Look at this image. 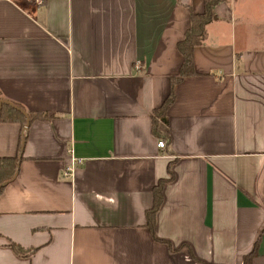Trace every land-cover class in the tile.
<instances>
[{"label":"crops","instance_id":"crops-1","mask_svg":"<svg viewBox=\"0 0 264 264\" xmlns=\"http://www.w3.org/2000/svg\"><path fill=\"white\" fill-rule=\"evenodd\" d=\"M203 2L0 0L1 100L49 118L0 124V158L25 135L0 194V264H264V0L215 6L197 75L175 85L169 146L151 133Z\"/></svg>","mask_w":264,"mask_h":264},{"label":"trees","instance_id":"trees-1","mask_svg":"<svg viewBox=\"0 0 264 264\" xmlns=\"http://www.w3.org/2000/svg\"><path fill=\"white\" fill-rule=\"evenodd\" d=\"M227 0H204L203 9L204 12L200 15L190 13L189 17V28L186 30L183 38L177 44V51L179 55L182 56V64L179 69V73L172 76L169 80L170 92L168 96L164 99L163 103L153 110L150 114L151 118V133L156 139L162 140L164 142V148H167L170 144V132L168 130V117L167 112L171 108L175 99V85L185 80L187 77L196 76V72L193 66L194 55L193 52L196 48L201 47L205 41L206 27L215 20V6L224 3ZM1 100V94H0ZM16 106V105H15ZM20 107V106H17ZM21 108V107H20ZM23 109V108H21ZM30 121L41 120L47 121L49 118L45 115L34 113L28 115ZM3 123H14L20 124L23 129L26 121L20 112L12 109L9 106L3 105L0 114V124ZM19 145L17 148L18 154L15 157H4L0 158V194L5 189V186L10 182L19 170V156L22 153V143H25V135L22 133L20 136ZM21 158L22 155H21ZM20 158V159H21ZM171 180H173L170 174ZM167 183L166 180H160L158 185L153 188V203L149 209L146 211V225L151 234L155 239V218L159 211V207L163 203V187ZM163 242V241H162ZM168 245L171 250V246L167 242H163ZM11 249L18 257H28L35 252L34 249H24L19 245L9 242ZM188 248V247H186ZM188 251L189 248H188ZM255 255L252 252L251 255L245 256L243 264H251L252 258Z\"/></svg>","mask_w":264,"mask_h":264},{"label":"water","instance_id":"water-1","mask_svg":"<svg viewBox=\"0 0 264 264\" xmlns=\"http://www.w3.org/2000/svg\"><path fill=\"white\" fill-rule=\"evenodd\" d=\"M3 105L9 106L12 109L16 110L17 112H20L23 115V117L25 118V121H26V123H25V125L23 127V132L25 133L28 130L29 126H30V121H29V117H28L27 113L23 109H21L20 107H17L14 104H12L11 102L3 99V100H0V114H1V111H2V108H3ZM23 146H24V143H22V146H21L22 150H23ZM21 155H22V153L19 156V161H20ZM15 176H14V178H15Z\"/></svg>","mask_w":264,"mask_h":264},{"label":"built area","instance_id":"built-area-1","mask_svg":"<svg viewBox=\"0 0 264 264\" xmlns=\"http://www.w3.org/2000/svg\"><path fill=\"white\" fill-rule=\"evenodd\" d=\"M157 146H158L159 148H164V142L161 141V140H159L158 143H157ZM73 168H74L73 164H71L70 166H68V167L66 168V171H65V176H66V175H70V174L72 173V171H73Z\"/></svg>","mask_w":264,"mask_h":264}]
</instances>
